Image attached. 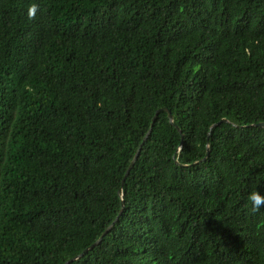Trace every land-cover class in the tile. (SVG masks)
Wrapping results in <instances>:
<instances>
[{"label":"trees","instance_id":"1","mask_svg":"<svg viewBox=\"0 0 264 264\" xmlns=\"http://www.w3.org/2000/svg\"><path fill=\"white\" fill-rule=\"evenodd\" d=\"M259 124L264 0H0V264H264Z\"/></svg>","mask_w":264,"mask_h":264},{"label":"water","instance_id":"2","mask_svg":"<svg viewBox=\"0 0 264 264\" xmlns=\"http://www.w3.org/2000/svg\"><path fill=\"white\" fill-rule=\"evenodd\" d=\"M162 110L165 111V112H167L168 121H169L170 124H173V120H172V116H171V114H170L165 108L162 109ZM157 113H158V111L155 113V116H154L153 119H152L151 126H152V124H153V121L155 120V117H156ZM220 123H227V120H226V119H221V120L218 122V124H220ZM259 125L262 126V127H264V124H259ZM150 132H151V129H149L148 132L146 133V135L144 136V138H143V140H142V143L140 144L139 148L137 149V151H136V153H135V155H134L132 161L130 162V164H129L127 170H126V173H125V176H124L123 179H122L121 185H123L126 176L128 175V173H129L130 169L132 168V166H133L135 160L137 159L138 154H139V151H140V149H141L143 143L146 141L147 137L149 136ZM120 213H121V212H120ZM116 220H117V217H116V219L110 224V226H108V228L104 231V233L101 235V237H100L95 243H93L89 248L85 249L81 254H79L78 256H76L75 258H73L72 260L66 262L65 264H69L70 262H72V261H74V260H77L78 258H80L81 256H83L88 250H91V249L94 248L97 244H99L100 241H101V239H102V237H103V236H104V235H105V234L111 229V227L113 226V224L115 223Z\"/></svg>","mask_w":264,"mask_h":264},{"label":"clouds","instance_id":"3","mask_svg":"<svg viewBox=\"0 0 264 264\" xmlns=\"http://www.w3.org/2000/svg\"><path fill=\"white\" fill-rule=\"evenodd\" d=\"M36 5L32 4L27 8V16L29 18L33 17L36 14ZM250 202V206L253 211L261 210L262 206H264V197L259 195L256 191H251L247 197Z\"/></svg>","mask_w":264,"mask_h":264}]
</instances>
